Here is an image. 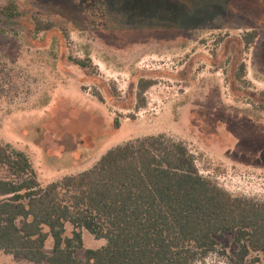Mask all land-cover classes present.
Here are the masks:
<instances>
[{"label": "rangeland", "instance_id": "1", "mask_svg": "<svg viewBox=\"0 0 264 264\" xmlns=\"http://www.w3.org/2000/svg\"><path fill=\"white\" fill-rule=\"evenodd\" d=\"M6 8L0 145L26 155L40 186L164 136L203 177L264 201V0H0ZM141 79L154 83L143 107ZM217 242L206 264L238 250L232 232ZM104 245L84 232V249ZM0 264L32 263L0 252Z\"/></svg>", "mask_w": 264, "mask_h": 264}, {"label": "trees", "instance_id": "2", "mask_svg": "<svg viewBox=\"0 0 264 264\" xmlns=\"http://www.w3.org/2000/svg\"><path fill=\"white\" fill-rule=\"evenodd\" d=\"M11 11L0 14L10 17ZM5 80L0 70V101ZM153 84L138 82L140 107ZM0 171V252L5 255L32 264H206L218 252L217 238L232 232L238 250L227 264H247L252 254L258 256L254 263H264V201L234 196L200 175L182 142L164 136L137 139L110 149L88 170L45 187L26 155L0 145ZM84 232L105 245L84 249ZM79 251L83 259L76 257Z\"/></svg>", "mask_w": 264, "mask_h": 264}]
</instances>
